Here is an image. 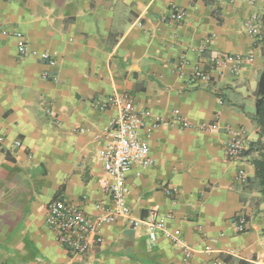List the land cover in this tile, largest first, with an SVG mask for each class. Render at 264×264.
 <instances>
[{
  "label": "crops",
  "instance_id": "0c3cea01",
  "mask_svg": "<svg viewBox=\"0 0 264 264\" xmlns=\"http://www.w3.org/2000/svg\"><path fill=\"white\" fill-rule=\"evenodd\" d=\"M172 4L185 9L182 20H163ZM263 14L264 0H0V264H184L179 244L163 233L153 241L146 226L124 217L100 225L102 242L83 254L46 223L58 197L91 215L97 201L111 202L103 155L121 107L94 101L113 94L150 111L141 134L155 162L127 175L133 215L158 210L193 248L191 264H264V199L252 155L243 185L235 183L242 163L225 155L227 125L247 127L249 144L259 138L252 114ZM253 19L261 38L246 27ZM17 30L57 64L20 57ZM225 53L253 60L238 74L211 69L207 59ZM198 65L209 81H190ZM239 215L248 219L245 232L236 229Z\"/></svg>",
  "mask_w": 264,
  "mask_h": 264
},
{
  "label": "built area",
  "instance_id": "2783aa9c",
  "mask_svg": "<svg viewBox=\"0 0 264 264\" xmlns=\"http://www.w3.org/2000/svg\"><path fill=\"white\" fill-rule=\"evenodd\" d=\"M233 1V0H231ZM185 9L172 4L163 20L180 21L185 16ZM256 19L246 22L248 31L257 38L262 37L261 25ZM18 39V54L26 57L30 54L54 66L57 64L56 57L47 50L33 49L22 31H14ZM209 40H206V44ZM253 60L252 56L239 53H225L212 55L207 59V64L214 70H226L232 74H238L242 64ZM184 62L180 63L182 66ZM210 75L202 66L198 65L192 72L191 82L209 81ZM94 104L102 110L111 106H120V114L112 121L110 134L112 141L107 151L103 155L104 167L112 182H105L104 188L111 196L110 203L97 201L95 206L97 212L94 215L85 212L79 202L55 198L47 207L46 223L57 233L59 242L73 253L83 254L100 244L103 240L99 227L104 223L113 222L121 217L126 218L131 226H146L149 229L150 237L153 241L157 240L159 233H163L174 244H179L184 252L183 263L191 264L193 248L184 241L181 235H175L166 228L165 218L158 210L151 211L148 217L142 218L133 215V211L127 202V175L134 165L151 166L155 160L150 152V147L141 131L145 126V119L150 115L149 110H137L134 100L128 94H113L106 97L95 99ZM50 112V109H47ZM183 126H188V122L182 120L179 114L175 115ZM158 122L162 119L158 118ZM202 129H216L217 124L204 125ZM229 138L225 144V155L228 159L242 163L235 176V183L246 184L249 178L245 164L248 161L246 150L249 144V130L243 125L225 127ZM17 146H22V142L17 140ZM168 193L172 189L167 190ZM238 232L248 230V219L245 215H239L235 219ZM213 264H220L214 262Z\"/></svg>",
  "mask_w": 264,
  "mask_h": 264
},
{
  "label": "trees",
  "instance_id": "16d2710c",
  "mask_svg": "<svg viewBox=\"0 0 264 264\" xmlns=\"http://www.w3.org/2000/svg\"><path fill=\"white\" fill-rule=\"evenodd\" d=\"M262 22L264 24V14ZM255 95V109L252 114V121L258 128L259 138L250 142L246 154L252 155L250 161L254 167L255 181L264 199V69L261 72Z\"/></svg>",
  "mask_w": 264,
  "mask_h": 264
}]
</instances>
